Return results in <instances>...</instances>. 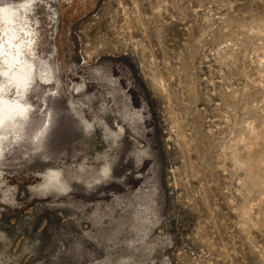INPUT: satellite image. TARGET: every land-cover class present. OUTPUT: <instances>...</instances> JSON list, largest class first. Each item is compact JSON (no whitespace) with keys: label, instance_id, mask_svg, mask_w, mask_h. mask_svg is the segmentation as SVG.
Masks as SVG:
<instances>
[{"label":"rangeland","instance_id":"374dc122","mask_svg":"<svg viewBox=\"0 0 264 264\" xmlns=\"http://www.w3.org/2000/svg\"><path fill=\"white\" fill-rule=\"evenodd\" d=\"M27 1L0 264H264V0Z\"/></svg>","mask_w":264,"mask_h":264},{"label":"bare ground","instance_id":"6f19581e","mask_svg":"<svg viewBox=\"0 0 264 264\" xmlns=\"http://www.w3.org/2000/svg\"><path fill=\"white\" fill-rule=\"evenodd\" d=\"M24 1L28 2L27 0ZM24 1H19L16 4L0 5V150L8 134H18L22 130V126H25V119H31L34 113L29 105L28 95L31 94L33 84L38 83L36 77L39 74L36 57L32 55L34 53L27 52L30 51V44L26 42L28 38L26 37L25 40L24 35L19 32L20 28L24 29L21 21L23 14L27 12L24 6L26 3L22 4ZM24 31L25 34L29 33L26 29ZM39 109L41 108L39 107ZM47 130L50 129L46 128L44 134H47ZM44 136H41L42 139L46 138ZM30 145L33 146V144ZM12 146L15 145L12 144Z\"/></svg>","mask_w":264,"mask_h":264},{"label":"flooded vegetation","instance_id":"af4514ba","mask_svg":"<svg viewBox=\"0 0 264 264\" xmlns=\"http://www.w3.org/2000/svg\"><path fill=\"white\" fill-rule=\"evenodd\" d=\"M82 92V91H81ZM84 92H86V91H84ZM84 92H82V93H84Z\"/></svg>","mask_w":264,"mask_h":264}]
</instances>
